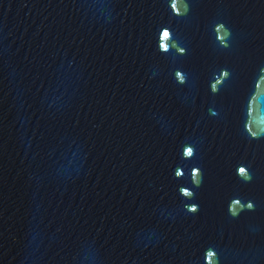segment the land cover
Wrapping results in <instances>:
<instances>
[{"label": "water", "instance_id": "1", "mask_svg": "<svg viewBox=\"0 0 264 264\" xmlns=\"http://www.w3.org/2000/svg\"><path fill=\"white\" fill-rule=\"evenodd\" d=\"M0 227L16 264H264V0H0Z\"/></svg>", "mask_w": 264, "mask_h": 264}, {"label": "snow or ice", "instance_id": "2", "mask_svg": "<svg viewBox=\"0 0 264 264\" xmlns=\"http://www.w3.org/2000/svg\"><path fill=\"white\" fill-rule=\"evenodd\" d=\"M165 35H167V33H165ZM241 171H243V169H241Z\"/></svg>", "mask_w": 264, "mask_h": 264}]
</instances>
